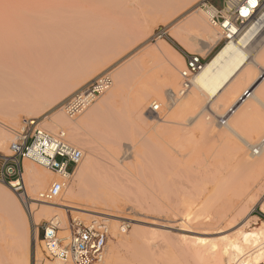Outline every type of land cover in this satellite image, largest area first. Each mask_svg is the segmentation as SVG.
<instances>
[{
  "label": "bare ground",
  "instance_id": "obj_1",
  "mask_svg": "<svg viewBox=\"0 0 264 264\" xmlns=\"http://www.w3.org/2000/svg\"><path fill=\"white\" fill-rule=\"evenodd\" d=\"M118 1L126 4L136 18L145 20L144 24L147 26L148 22L152 23L161 13H158V10L175 17L189 9L195 0ZM75 2L76 0H0V98L20 100L19 104L25 106L29 112L35 113L37 110L42 113L55 105L57 99L54 97L58 90L51 84L46 86L44 83L46 87L43 84L39 85L40 77L38 79V74H36V71L39 72L37 70L38 53L41 47L43 49L41 36L45 31L48 32L49 28L53 26L56 28V25L71 20L73 9L77 5ZM77 2L79 5L80 2L78 0ZM152 6H157V11H155L157 14L150 17L147 14V8L151 9ZM200 11L199 8L191 14L190 20L196 34L191 40L195 44L207 45L205 48L210 51V48L217 44L221 37L214 30L207 28ZM259 30V27L250 26L239 36L237 41L225 43L192 79V94L186 97L182 110L193 111L194 114L188 119V125L194 123L195 126L194 131H189L190 128L185 130L186 135L181 138L179 149L182 147L188 151L189 157L185 162L186 165L190 166L194 163L199 167L197 165L198 176L196 174L194 184L183 186L188 191L183 189L180 192H174L177 203L183 206L182 216L184 217L179 220L167 218L166 220L145 222L135 219L133 217V213L136 211L134 206L128 207V210L121 206L123 201L131 203V199L133 202L136 198L132 196L135 187L134 189L131 187L135 182V176L131 169L120 161L121 155L132 154L131 151L135 150V146L124 145L119 138L113 139L109 135V131L106 133V130L97 131V137L90 140L85 139L79 133L80 130H86L84 128H87L88 125H92L96 120L92 118L100 113L106 104L111 103L121 94L124 80L123 75H120L109 96L94 106L84 118L66 119L63 113H58L55 117L53 114L54 118L44 125L49 131L55 132L58 129L68 131L71 143H74L73 145L76 147L82 146L86 140H88L87 144L89 143L87 149L83 147L86 155L84 162L76 168L69 187L60 199L52 204L36 203L38 196L47 190L49 178L56 174L46 168L42 169L37 165H32L28 160L23 162L24 183L27 195L31 199L29 201L26 195L23 196L27 214L13 192L7 186L0 185V264H30V220L37 226L43 219L50 221L57 218L65 232L63 235L66 236L69 224L66 209L71 210L76 219L87 222L93 219H103L109 224L114 242L110 247L107 245L105 258L100 264H119L122 261V259L120 260V248H127L137 261L146 264V261L149 260L146 258L150 243L153 244L149 243L150 238L138 242L139 236L136 231L123 235L121 231L125 227L122 228L118 224L119 222L107 217L146 223L151 227L150 232L160 231L166 237L172 235L170 234L172 230L178 229L180 236H176V238L174 236L172 240L173 245L182 254L183 261L177 264H264V222L258 224L257 216H249L252 207L261 197H264V146L257 153L254 152L264 139V135L259 140H253L242 138L237 134L239 136L237 139L240 142L236 143L228 134L231 133V137L232 135L236 137L235 132L238 129L235 131V125L246 120L242 118L251 115L257 109L256 105L247 102L252 98L259 104L260 97L255 94L253 89H247L237 104L229 110L231 114L227 130H219L206 120L200 119L204 112L202 96L207 97L209 102L215 101L227 91H234L236 83H243L250 77L249 64L252 43L264 38V29ZM57 37L60 38V36ZM210 43L213 45L208 47ZM43 44L45 43L42 42ZM49 45L50 43L47 44V48ZM162 46L153 47L152 52L160 50ZM193 47L195 46L193 45ZM165 49L168 51L166 46ZM161 54L166 61L164 71L166 81L172 84L178 83V72L186 67L185 59L182 56L180 58L172 51L170 54H166L164 51ZM39 61L41 60L39 59ZM67 89L64 88L66 92H68ZM246 92L250 93L249 97L244 96ZM180 99H177L175 103ZM148 100H151L148 107L150 109L151 106L161 101V97L155 93ZM12 104L14 107L15 102ZM217 105V108L221 109L224 103ZM235 114H237V119H233ZM150 121L168 123L169 129L175 130L170 125L172 124L170 120L160 118L144 120V126L150 125ZM258 123L260 125L257 126L256 132L264 134V121H258ZM19 124V119L14 118L7 121L0 119V151L8 154V145L14 140V136L17 137L16 132L18 131L15 126ZM22 127H20V131H22ZM107 127L105 126V128ZM232 141L237 151L235 156L227 155L225 151ZM190 144L192 149H190ZM206 145H211V148L216 147L215 145L219 147L218 151L211 153L209 159H206L203 150ZM244 146L250 151V155L243 152ZM217 164L222 165V168H218ZM208 174L209 176L204 177ZM235 174L238 176L236 179ZM9 186L15 188L18 187V183L14 180L9 183ZM139 188L145 196L149 195L146 193L148 188L145 185L139 186ZM195 206L198 207L197 210H195ZM260 208L264 213V199ZM34 238L37 243L41 242L38 238L37 228L33 232ZM171 238L173 237L171 236L169 239L171 240ZM40 253L38 250V254Z\"/></svg>",
  "mask_w": 264,
  "mask_h": 264
},
{
  "label": "rangeland",
  "instance_id": "obj_2",
  "mask_svg": "<svg viewBox=\"0 0 264 264\" xmlns=\"http://www.w3.org/2000/svg\"><path fill=\"white\" fill-rule=\"evenodd\" d=\"M78 1L81 6L78 5L76 0L75 3L77 5H75V9H73L72 16L70 17L71 20L56 25V28L55 26L49 28L47 30L48 32L45 31L41 36V46H43V49L41 47L42 50L40 49L38 53L39 57L37 65V70H39L40 73L36 71V74H38V79L40 77L39 85L43 84V86H45V83L46 86H48L51 84L60 91H57V94L55 95L56 97H54V99H57V102L53 107L44 110V112L42 111V113L38 110L35 113L29 112L25 106L19 104L18 102H20V100L13 101L11 98L1 97L0 119L3 121L14 118L19 119L20 124L15 126V129L18 131L16 132L17 135L21 132L20 127H24V121L28 119H36L39 127L49 131L44 125L48 124L50 119L54 118L58 113H63L66 119H70L64 112L63 106L71 96L80 92L87 84L102 75L110 74L113 79V87L101 95L85 113L75 118L82 119L94 106L109 96L110 91H112L117 84L118 77L123 75L124 88H122L121 94L118 96L119 98L117 97L111 103L106 104L102 110L103 112L100 111V113L95 115L96 117L94 116V118H92L96 119L93 121L94 124L96 123L95 125L92 123V125H88L87 128H84L86 130H80L79 133H81V136L85 139L90 140L93 137H97V131L106 130V133L109 131V135H111L113 139L119 138L124 145L132 144L133 147L135 146V150L132 148V154H122L120 157L122 164L128 166V168L131 169L132 174L135 176V182L134 184L132 183L133 186L131 185V187L132 189L135 187L132 196L136 197L133 202L131 199V203L123 201L124 203L122 202L121 205L122 208L128 210L131 206H134L136 211L133 213V217L143 222L154 220L159 221L162 219L166 220L167 218L179 220L184 217L182 216L184 209L180 203H177V199L174 197L175 193H177V191L180 192L183 189L186 191L187 188L183 186L194 184L197 174L196 169L199 167L198 164L197 167L194 163H192V165L190 164V166H188L189 164L186 165L185 162L189 157L188 151L182 147L179 149V144L182 140L181 138L186 135L185 130L190 128L189 131H194V123L188 125V119L194 114L193 111L182 110L186 97L192 94V90L185 94L176 103L170 101V91L177 92L180 88V72L182 69L178 72V83L172 84L166 81L164 76L166 61L161 53L164 51V53L170 54L172 51L180 58L182 56L185 61L187 59V54H200L205 59V63L210 61L223 46L221 38L217 41V44L213 45V43H210V46L208 45V47L213 45V47L210 48V51H208L209 49H206L207 45L205 44L192 43L191 39H193L196 34L192 28L190 18L191 14L200 8V12H202L207 28L214 30L218 33L219 37H221L219 29L210 24L209 16L205 13L206 10L203 8V4L213 5L217 9H221L223 6V0H195L189 9L175 17H171L166 12L158 10V13H161L152 21V23L148 22L147 26L144 24L145 20L142 21V18H136L131 9L121 1ZM147 10V14L150 17H153L154 15L156 16L157 13L155 11H157V6H152L151 9L147 8ZM57 36H60V38ZM42 42L45 44L42 45ZM48 43H50V45L47 48ZM252 44L253 45L250 49L251 61L249 64V69L251 70L250 77L243 81V83H236L234 85V91H227L215 101L209 102L207 97L202 96L204 112L200 119L206 120V122L214 125V127L219 130L228 129L226 127L229 126L230 121L228 119L231 114L229 110L233 105L237 104L239 98L247 89H253L255 94L260 97V100L263 103H260V101L258 104L253 101L252 98L247 102L248 104L256 105L257 109L251 113V115H246L242 118L246 120L235 125V131L238 129L235 132L236 137L234 135L231 137V133H228L229 137L233 141H236V143L240 142V140L237 139L238 135L242 138L253 140H259L264 135L256 132V129L258 128L257 126L260 125L258 121H264V38L259 39L258 42ZM162 45H165L168 48V51L165 49V46L163 47ZM193 45L195 47H193ZM161 46L162 48L160 50L157 49L154 53L152 52L153 47ZM39 59L41 61H39ZM64 88H68L67 91L69 93L66 92ZM155 93H158L161 97V101L157 102L161 105V111L159 113H153L148 108L152 99L148 101L147 99L152 97ZM5 99L8 100L6 101ZM14 102L15 104L13 107L12 103ZM219 103H224V108L223 106H221V109H219V107L217 108V104ZM59 110L61 111L59 112ZM11 111H13V113H11ZM159 118L170 120L172 122L170 125L175 128V130L171 131L168 127V123L158 121H150V125L146 127L144 126V120H158ZM233 119H237V114L234 115ZM108 120L109 122H107ZM223 122H226V124H223ZM105 126L108 127L105 128ZM59 131H62V129H58L55 132L50 130L52 133H57ZM66 133H68V131H66ZM67 135L70 140V134L68 133ZM197 136L200 138L199 135ZM88 140H86L82 146L77 147L82 150L83 147L84 149H87L89 145V143L87 144ZM14 141H16V136H14V140L8 145V154L1 150L0 155H10L9 148ZM233 141L225 150L227 152L226 154H229L230 156H235L237 153ZM215 146L216 147L212 148L211 145L203 147L206 159H209L212 152L219 150L218 145ZM190 149H192L191 144ZM243 150L244 153L250 155V151H248L245 146L243 147ZM83 151L85 153V150ZM28 162L32 165H37L31 161ZM83 162L84 160L82 163ZM217 167L222 168V165L217 164ZM41 168L44 169L43 167ZM207 176H209V174L204 175V177ZM234 177L236 179L238 176L235 174ZM57 180H59L57 175H53L52 178H49L48 187L51 185L50 183L52 181L54 182ZM0 185L7 186L13 192L27 214V207L16 191L11 188L8 183L5 184L0 182ZM142 185H145L148 188L149 192H146L149 194L148 196H145V194H143L144 192L139 188V186ZM63 199L64 196L62 200ZM263 199L264 197H261L249 213V216L258 217V224L264 222V218L260 216V214L264 216V213H262L260 208ZM194 208L195 210L198 209L196 206ZM66 210V215L70 222L72 218H74V215L71 210ZM178 212H181L179 216ZM107 218L111 220L114 219L119 222L118 224L122 226V228L125 227V229H122L121 231L123 235H128L131 232L136 231L139 236L138 242L145 239L149 240V238L151 239L149 243L152 242L153 244L150 243L151 250L149 249L147 253L146 259L149 260H145L147 262L146 264H177L178 262L181 263L183 261L182 254L173 245L172 240L174 239V236L175 238L176 236H180L178 229L171 231L170 234H172L171 236L173 238L170 240L169 238L171 236L166 237L165 234L160 231H157L156 233L150 232L151 227L146 223L124 220L122 218ZM47 221L49 220L43 219L39 225L35 226L30 220V264H34L35 253L37 254L38 259L44 258L43 244L34 241L33 232L35 231V228L43 227ZM42 236L43 234L41 233L40 237L42 238ZM112 242L114 241L110 234L107 244L109 245L108 247L111 246ZM38 250H40V254H38ZM119 252L121 256L120 260L122 259L119 264H141V262L137 261L131 255L127 248H120Z\"/></svg>",
  "mask_w": 264,
  "mask_h": 264
},
{
  "label": "built area",
  "instance_id": "obj_3",
  "mask_svg": "<svg viewBox=\"0 0 264 264\" xmlns=\"http://www.w3.org/2000/svg\"><path fill=\"white\" fill-rule=\"evenodd\" d=\"M209 16L210 24L217 27L221 35V43L237 41L248 27L264 29V0H256L253 7L248 0H223L221 9L213 5L203 4ZM248 9V15H242L243 9ZM186 67L181 71V84L177 92L172 91L170 101L182 98L192 88V79L199 73L205 63L200 54H187ZM113 86L110 74L102 75L87 84L80 92L71 96L63 106L64 112L70 119L83 114L101 95ZM247 95V96H246ZM246 92L244 96L249 97ZM153 113L161 111L160 104H154L149 109ZM226 124V122H223ZM264 146V139L255 149V153ZM10 155H0V182L9 184L16 180L18 187L13 188L22 197L27 196L23 178V162L31 161L48 169L59 177L38 196L36 203L52 204L60 199L69 187L76 168L84 160V151L74 146L65 131L52 133L41 127L36 119L24 121L22 131L16 141L10 145ZM25 198V197H24ZM38 238L43 234L41 242L44 248V258L38 259L34 255V264H100L106 254V247L110 238L109 224L103 219H93L84 222L72 218L68 224L67 235L60 221L55 218L47 221L41 228H37ZM34 241L36 242L35 238Z\"/></svg>",
  "mask_w": 264,
  "mask_h": 264
},
{
  "label": "snow or ice",
  "instance_id": "obj_4",
  "mask_svg": "<svg viewBox=\"0 0 264 264\" xmlns=\"http://www.w3.org/2000/svg\"><path fill=\"white\" fill-rule=\"evenodd\" d=\"M248 3L251 4L253 7L256 6V0H248ZM241 14L245 16L248 15V9L247 8L243 9Z\"/></svg>",
  "mask_w": 264,
  "mask_h": 264
},
{
  "label": "crops",
  "instance_id": "obj_5",
  "mask_svg": "<svg viewBox=\"0 0 264 264\" xmlns=\"http://www.w3.org/2000/svg\"><path fill=\"white\" fill-rule=\"evenodd\" d=\"M41 236V235H40ZM39 241H41V237L39 238Z\"/></svg>",
  "mask_w": 264,
  "mask_h": 264
},
{
  "label": "trees",
  "instance_id": "obj_6",
  "mask_svg": "<svg viewBox=\"0 0 264 264\" xmlns=\"http://www.w3.org/2000/svg\"><path fill=\"white\" fill-rule=\"evenodd\" d=\"M260 216L264 218V216H263V215H261V214H260Z\"/></svg>",
  "mask_w": 264,
  "mask_h": 264
}]
</instances>
